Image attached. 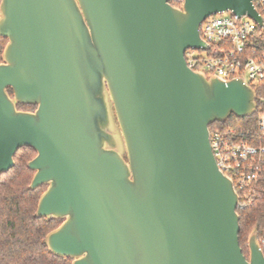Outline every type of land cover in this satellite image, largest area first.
<instances>
[{
    "label": "water",
    "instance_id": "water-1",
    "mask_svg": "<svg viewBox=\"0 0 264 264\" xmlns=\"http://www.w3.org/2000/svg\"><path fill=\"white\" fill-rule=\"evenodd\" d=\"M226 11L264 27L252 0L0 1V174L21 147L36 151L35 216L62 219L50 252L71 264H264L257 227L242 252L238 193L209 145V125L250 116L258 95L184 58L206 48L201 22Z\"/></svg>",
    "mask_w": 264,
    "mask_h": 264
},
{
    "label": "built area",
    "instance_id": "built-area-1",
    "mask_svg": "<svg viewBox=\"0 0 264 264\" xmlns=\"http://www.w3.org/2000/svg\"><path fill=\"white\" fill-rule=\"evenodd\" d=\"M252 1L258 12L263 9L264 0ZM169 2L181 7L183 0ZM257 27L252 18L235 17L230 11L208 16L199 28L206 48L186 49L187 66L206 76L222 80L242 78L255 90L259 84L264 88V53L258 52ZM258 104L257 127L261 137L253 138L256 144L247 142L234 128L209 129V145L216 165L232 180L238 193L237 210L249 205L256 196H264V95H258L256 110ZM258 242L263 249L264 234Z\"/></svg>",
    "mask_w": 264,
    "mask_h": 264
},
{
    "label": "trees",
    "instance_id": "trees-1",
    "mask_svg": "<svg viewBox=\"0 0 264 264\" xmlns=\"http://www.w3.org/2000/svg\"><path fill=\"white\" fill-rule=\"evenodd\" d=\"M263 9L259 8V12L264 20ZM6 42V38L0 37V52ZM257 44L258 52L264 53V27H257ZM255 87L257 95H264L262 84ZM8 93L12 95L10 88ZM259 106L250 116L237 117L230 114L224 121L212 122L209 129L234 128L242 133L247 142L256 144L257 140L253 138L261 137L257 127ZM35 107L32 104H17V108L22 110H33ZM35 154L32 147H21L14 156L13 166L0 174V264H71L70 257L53 254L44 243L46 234L56 228L62 219L35 216L38 199L46 188V184L34 189L28 187L34 171L27 167V162ZM237 211L239 244L248 258L249 234L254 227H257L258 237L264 234V196H256L249 205ZM262 250L264 253V247Z\"/></svg>",
    "mask_w": 264,
    "mask_h": 264
},
{
    "label": "rangeland",
    "instance_id": "rangeland-1",
    "mask_svg": "<svg viewBox=\"0 0 264 264\" xmlns=\"http://www.w3.org/2000/svg\"><path fill=\"white\" fill-rule=\"evenodd\" d=\"M3 50V49H2ZM1 53H2V51L0 52V60H1Z\"/></svg>",
    "mask_w": 264,
    "mask_h": 264
}]
</instances>
